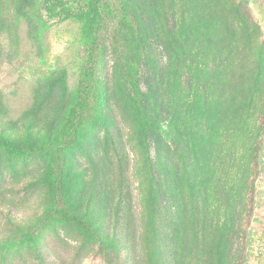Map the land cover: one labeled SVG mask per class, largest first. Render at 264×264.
Masks as SVG:
<instances>
[{"label":"rangeland","instance_id":"374dc122","mask_svg":"<svg viewBox=\"0 0 264 264\" xmlns=\"http://www.w3.org/2000/svg\"><path fill=\"white\" fill-rule=\"evenodd\" d=\"M159 7L0 0V264H264V0Z\"/></svg>","mask_w":264,"mask_h":264},{"label":"trees","instance_id":"16d2710c","mask_svg":"<svg viewBox=\"0 0 264 264\" xmlns=\"http://www.w3.org/2000/svg\"><path fill=\"white\" fill-rule=\"evenodd\" d=\"M134 2L138 9L144 10V16L142 15V17L145 21V29L143 32L146 34V37H148V40L155 43V45L161 46L162 44L163 47L167 46L176 56L188 58L191 30L185 29L182 32L177 30L175 25V13L172 11L171 7L166 10L164 8L161 9L159 7V0H134ZM126 3L127 6H131L128 1H126ZM122 24L126 26V21H123ZM131 32V28L128 31L126 30V34L130 33L131 35ZM134 44L138 47L137 40H134ZM146 45L149 47L150 44L145 42V46ZM158 97L159 92L157 89H154L146 96V101L151 99L157 100ZM153 121V119L147 120L148 123ZM173 132L174 131L169 127L163 133L165 138L172 143L174 148L173 152L181 159H185L181 155V151L179 152L181 143H179L180 141L173 135ZM73 222L84 229L89 228L83 221L77 218H73Z\"/></svg>","mask_w":264,"mask_h":264}]
</instances>
